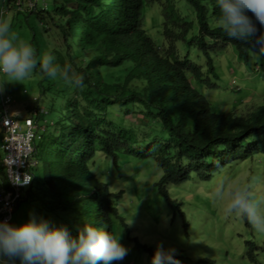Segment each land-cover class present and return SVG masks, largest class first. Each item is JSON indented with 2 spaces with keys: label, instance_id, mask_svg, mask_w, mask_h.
I'll return each instance as SVG.
<instances>
[{
  "label": "trees",
  "instance_id": "trees-1",
  "mask_svg": "<svg viewBox=\"0 0 264 264\" xmlns=\"http://www.w3.org/2000/svg\"><path fill=\"white\" fill-rule=\"evenodd\" d=\"M16 1L0 0V6L33 15L40 34L48 39L43 51L55 54V63L61 67L71 64L84 80L82 87H72L59 77L63 87L61 93H54L60 94L62 102L59 108H50L52 119H58L53 123L57 126L54 136L50 140L44 137L39 145L36 136L33 139L32 180L14 210L21 201L31 203V216L58 219L75 237L77 206L78 230L87 217L86 225H106L113 234L112 218L118 217L117 200L122 191H112L94 173L97 154L105 163L110 159L115 167L122 154L153 161L162 172L154 183L158 195L169 207L178 208L168 194L169 184L186 182L192 175L208 180L226 165L264 153V95H256L261 84L257 83L264 81V61L253 65L256 93H252L253 98L263 99L247 112L221 111L206 95L218 88L215 59L219 53L230 46L247 73L253 54L250 45L229 38L213 23L221 16L217 0H184L194 13L193 34L192 23L180 16L171 0H50L40 6L37 0H20V7ZM155 3L161 5V13L151 21L160 20L161 44L147 34L144 17L145 9ZM177 43L183 44L185 51L195 47L205 61V72L186 52L182 55ZM37 70L40 72L39 65ZM64 86L69 89L67 100ZM244 90L239 85L231 92L243 99ZM112 113H117L118 120L142 115V127L148 128V133L137 135L133 128L110 121ZM34 114L40 117L47 112L36 108ZM134 241L138 248L154 254ZM247 244L246 254L253 262L254 243Z\"/></svg>",
  "mask_w": 264,
  "mask_h": 264
},
{
  "label": "rangeland",
  "instance_id": "rangeland-1",
  "mask_svg": "<svg viewBox=\"0 0 264 264\" xmlns=\"http://www.w3.org/2000/svg\"><path fill=\"white\" fill-rule=\"evenodd\" d=\"M49 2L50 0H37V5H45ZM171 3L183 19L192 23L191 34H193L196 24L192 9L185 4L184 0H171ZM160 13L161 5L156 3L146 8L144 12L146 25H148L147 34L156 44L163 42L159 33L160 20L151 21V18L158 17ZM5 19L10 22V34L14 35L18 41L29 43L36 50L37 57L49 53L43 51V44L48 39L40 34V28L33 15L16 13L15 9L7 10L5 6H0V20ZM213 23L220 25L219 22ZM176 47L180 49L182 55L186 52L188 58L196 61L205 72V61L201 59L195 47L191 46L187 51L183 49L184 46L181 43H177ZM51 55L56 60V55ZM261 59L264 61V57L260 58L258 54H252L248 68L250 72L247 73L244 65L235 58L230 46L218 54L215 59L217 61L215 68L219 77L215 84L218 88L206 93L208 99L215 102L216 108L224 112L235 109L243 113L262 101V97L253 98L252 96L255 92L253 86L256 85L253 65ZM37 69L30 77L21 81L10 80L0 73V98L9 96L13 113L23 115V117H18L21 128H24V116L32 114V119L38 123V128H34V131L35 143L39 145L44 137L45 140H50L54 136L53 131L57 126L53 123L58 119H52L50 108L60 107L62 97L54 92H60L63 86L58 82L59 76L44 79L43 74ZM258 72L261 73L262 70L259 68ZM263 83V80L257 83V85L260 84L257 93H260L255 92L256 95H264ZM239 85L248 93L243 99L239 98L241 94L231 92ZM43 89H45L44 92ZM64 89L66 91L65 100H67L69 89L65 86ZM81 104L85 103L82 101ZM36 108L45 109L47 114L39 117L34 114ZM13 113L11 112L12 116ZM109 116L110 121L123 127L133 128L137 135L148 133V128L142 127L145 121L140 114L127 115L122 120L117 119V113L109 114ZM134 126L139 128L135 129ZM57 133H59L58 130H56V135ZM37 155L39 166L41 165V153L38 152ZM108 160L109 163H105V158L97 154L93 171L101 180L109 184L112 191H122L121 197L117 200L118 217L112 218L113 235L117 237L120 235L119 242L129 250L123 260L115 261L113 264H151L153 255L138 248L135 239L154 252L161 244L165 250L175 249L174 258L181 261V264H264V233L257 232L248 221L245 223L244 219L226 211L229 202L227 190L229 189L250 184V191L254 197L264 198V153H258L244 161L226 165L208 180H199L192 175L186 182L178 185L169 184L168 194L171 199L175 200L178 208L169 207L158 195L154 183L162 172L153 161L139 160L122 154L118 157V165L115 167L111 160ZM47 162H50L49 155ZM221 182L225 184L226 192L224 196L216 198L212 193ZM32 210L31 203L21 201L13 212L11 225L19 226L27 223ZM75 210L73 229L77 232V221H79L77 206ZM83 211L84 214L87 211L86 204H84ZM130 218L132 223L128 225ZM44 220L48 221L51 227H66L58 219L57 221ZM248 242L254 243L253 262L246 254L249 247ZM15 262L20 264L19 260Z\"/></svg>",
  "mask_w": 264,
  "mask_h": 264
},
{
  "label": "clouds",
  "instance_id": "clouds-1",
  "mask_svg": "<svg viewBox=\"0 0 264 264\" xmlns=\"http://www.w3.org/2000/svg\"><path fill=\"white\" fill-rule=\"evenodd\" d=\"M217 3L221 12L219 24L226 35L250 45L253 55L264 56V31H260L264 29V0H217ZM38 65L44 76H59L72 87L83 86V75L71 64L61 67L50 53L37 57L29 43L10 34V22L0 20V73L10 80L21 81L30 77ZM31 178L25 175L23 182L16 178L14 183L26 185ZM250 188L246 184L227 190L226 211L247 219L257 232L264 233V198L256 199ZM225 192L226 186L221 182L212 195L219 198ZM131 223L130 218L127 224ZM119 241L120 235H113L106 225H85L73 237L67 227H51L48 221L34 215L19 226L0 221V264H15L16 260L20 264H113L123 260L129 251ZM175 255V249L165 250L161 244L151 264H181Z\"/></svg>",
  "mask_w": 264,
  "mask_h": 264
},
{
  "label": "built area",
  "instance_id": "built-area-1",
  "mask_svg": "<svg viewBox=\"0 0 264 264\" xmlns=\"http://www.w3.org/2000/svg\"><path fill=\"white\" fill-rule=\"evenodd\" d=\"M15 5L20 7L21 1L17 0ZM10 105L9 96L0 98L2 151L0 168L3 170L6 182V186L0 185V221H7L11 225L14 205L19 200L22 190L30 184H16L15 179L18 178L23 182L25 175L32 177L30 172L34 164L32 142L35 138L34 128L37 129V125L29 115L23 118L25 123L24 128H21L18 120L11 114Z\"/></svg>",
  "mask_w": 264,
  "mask_h": 264
},
{
  "label": "crops",
  "instance_id": "crops-1",
  "mask_svg": "<svg viewBox=\"0 0 264 264\" xmlns=\"http://www.w3.org/2000/svg\"><path fill=\"white\" fill-rule=\"evenodd\" d=\"M10 109H12L11 107H10ZM12 113H13V109L12 110H10ZM19 112V111H18ZM20 113V112H19ZM14 114V113H13ZM13 116H15V117H19V116H21V117H23V115H21V114H14ZM25 117H27V116H24V118ZM1 151V150H0ZM0 155H1V157H2V152L0 153ZM3 173H2V170H0V185H2L3 184Z\"/></svg>",
  "mask_w": 264,
  "mask_h": 264
},
{
  "label": "bare ground",
  "instance_id": "bare-ground-1",
  "mask_svg": "<svg viewBox=\"0 0 264 264\" xmlns=\"http://www.w3.org/2000/svg\"><path fill=\"white\" fill-rule=\"evenodd\" d=\"M15 118L18 120V118H17V117H15ZM18 122H19V120H18ZM23 123H25V122H24V119H23Z\"/></svg>",
  "mask_w": 264,
  "mask_h": 264
}]
</instances>
